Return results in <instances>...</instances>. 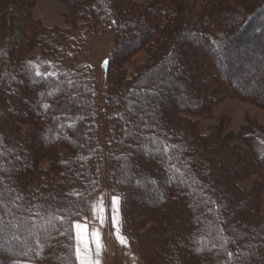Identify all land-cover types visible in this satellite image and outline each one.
I'll use <instances>...</instances> for the list:
<instances>
[{"label":"trees","instance_id":"trees-1","mask_svg":"<svg viewBox=\"0 0 264 264\" xmlns=\"http://www.w3.org/2000/svg\"><path fill=\"white\" fill-rule=\"evenodd\" d=\"M60 1L64 28L35 0H0V264H76L60 232L105 176L144 264H264V128L206 134L196 119L227 97L264 109L236 82L264 68V0H207L198 16L184 0ZM101 30L114 50L99 94L77 54Z\"/></svg>","mask_w":264,"mask_h":264},{"label":"rangeland","instance_id":"rangeland-1","mask_svg":"<svg viewBox=\"0 0 264 264\" xmlns=\"http://www.w3.org/2000/svg\"><path fill=\"white\" fill-rule=\"evenodd\" d=\"M36 7L33 11L34 17L41 19L48 27H65L64 15L66 6L60 0H35ZM153 1L163 0H136L137 3H150ZM187 12L190 10L191 15L198 16L205 10L207 0H184ZM250 46L243 44L238 51L246 52ZM114 45L113 37L107 35L102 30L96 34L86 37L85 45L81 53L77 54L80 61L90 68L92 79L96 89L100 94L106 86L105 62L108 57L113 54ZM255 55L249 56L252 65L262 58L260 55L261 49H256ZM146 59L144 53L136 57L137 64H141ZM241 62V61H240ZM239 63V62H238ZM131 68H128L129 71ZM251 83V89L261 96L264 95V85L261 81L264 80V68L259 74L254 76V72L249 68L247 72H243L236 82ZM201 122V129L204 133H208L211 128L225 126L227 132H239L247 123L258 124L264 128V109L255 104L244 102L235 98L227 97L221 105H219L211 118H196ZM257 177H251L240 185L243 189H250ZM113 197L117 198L115 205L116 211L113 212ZM264 198V197H263ZM264 211V205H263ZM115 214L116 224L112 222V217ZM103 216V222L100 220ZM77 223V222H75ZM84 226V237L88 241V247L92 253V259L98 260L99 264H144L137 249L131 245L130 239L122 229L121 215V198L114 195L108 184L107 177H102L99 184L98 192L90 197L88 203V216L78 221ZM118 229V231H117ZM99 233L101 251L97 257L95 254L96 244L92 236L93 231ZM74 245L76 247L75 229ZM119 237L123 238V243ZM76 264L79 262L76 260Z\"/></svg>","mask_w":264,"mask_h":264},{"label":"snow or ice","instance_id":"snow-or-ice-1","mask_svg":"<svg viewBox=\"0 0 264 264\" xmlns=\"http://www.w3.org/2000/svg\"><path fill=\"white\" fill-rule=\"evenodd\" d=\"M37 76H40L41 73L39 71L36 72ZM45 107H47V105H45ZM165 151H167V148H164ZM0 203H3V193H0ZM113 212L115 213L116 208L115 205L117 203V198L113 197ZM7 207L5 206L4 211L7 212ZM37 216H39V213H36ZM69 215H74L73 213H69ZM101 222H103V216L99 217ZM45 219V223L40 225V230L41 231H45L47 232L49 229V226H51L52 228L55 227L54 225V221L57 219L55 216L53 215H49L48 217L44 218ZM3 222V216L0 215V223ZM112 222L115 225L116 224V216L115 214L112 217ZM60 223L64 224V223H68L67 219L61 218L60 219ZM75 229V239H76V247H75V257L76 260L79 262V264H99L98 260H93L92 259V253L91 250L88 247V241L85 239L84 237V226L81 223H72L70 224L69 228L65 229L64 231L60 232V235H68L69 238L71 239V231L72 229ZM118 231V229H117ZM92 236L95 239V244H96V250H95V254L98 257L100 255V251H101V243H100V238H99V233L97 231H93ZM18 239V237H17ZM118 239L121 240V242L123 243V238L118 236ZM4 243V241L0 240V245H2ZM233 254L231 252L228 253V256L231 257Z\"/></svg>","mask_w":264,"mask_h":264}]
</instances>
